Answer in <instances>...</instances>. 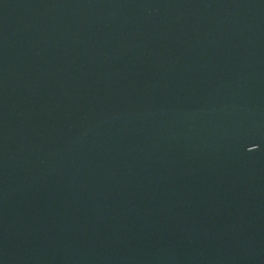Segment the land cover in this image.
Wrapping results in <instances>:
<instances>
[{
	"label": "water",
	"instance_id": "water-1",
	"mask_svg": "<svg viewBox=\"0 0 264 264\" xmlns=\"http://www.w3.org/2000/svg\"><path fill=\"white\" fill-rule=\"evenodd\" d=\"M0 264H264V0H0Z\"/></svg>",
	"mask_w": 264,
	"mask_h": 264
}]
</instances>
